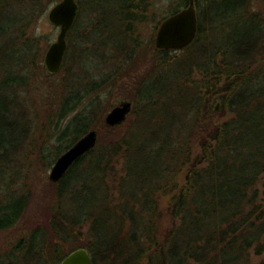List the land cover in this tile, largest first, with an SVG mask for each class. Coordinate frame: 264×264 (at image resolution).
<instances>
[{"label":"trees","instance_id":"trees-1","mask_svg":"<svg viewBox=\"0 0 264 264\" xmlns=\"http://www.w3.org/2000/svg\"><path fill=\"white\" fill-rule=\"evenodd\" d=\"M251 1L194 0V41L180 50H156L154 63L132 83L131 115L108 126L102 115L111 82L123 76L72 67L71 36L78 32L82 43L91 40L80 29L84 11L77 0L79 14L60 69L64 84L51 119L54 137L39 146L41 162L52 165L90 129L104 128L107 137L51 181L58 198L75 205L73 212L55 210L47 225L24 232L0 255V264H58L78 247L88 250L92 264L97 258L117 264L121 241L129 264H264V21L247 11ZM120 2L128 34L151 0ZM188 3L175 0L155 28ZM47 5L0 0V39L17 40L8 53L19 56L35 47L37 39L25 38L26 31ZM238 9L254 23L217 45L218 21ZM97 37H104L102 30ZM86 48L80 44L89 55ZM89 57L97 66L109 60ZM29 71L3 69L0 76V230L18 223L28 201L17 192L22 166L11 164L10 153L26 132L15 117L14 96ZM69 243L74 245L66 249Z\"/></svg>","mask_w":264,"mask_h":264},{"label":"rangeland","instance_id":"rangeland-1","mask_svg":"<svg viewBox=\"0 0 264 264\" xmlns=\"http://www.w3.org/2000/svg\"><path fill=\"white\" fill-rule=\"evenodd\" d=\"M57 1L44 0L45 4H48L47 8L40 15H36L28 25L25 38L35 37L37 39L35 47L27 46L28 48L22 50L19 56H14L8 51L17 40L0 39V76L3 69L9 70L13 74L23 72L26 75V71L30 70L26 82H18L20 85L23 84L15 89L16 95L14 96L17 102L16 105L14 104V108L18 112L15 117L25 122L26 132L21 140L18 136V139L12 141L14 143L19 140V144L10 153L11 164L22 166V173L17 179V192L26 194L28 201L18 223L10 228L0 230V255L5 251L12 250L16 239L24 232H29L36 225H47L49 217L55 210L70 214L75 208L71 201L58 198L55 192L56 185L52 184L49 179L52 165L47 167L45 161L41 162L42 153L39 150L42 143H47L54 137L55 128L52 126L51 119L57 111L61 88L64 84V73L61 70L50 74L43 64L44 53L48 45L55 40L59 30L47 18L48 9ZM78 1L84 11L83 17L80 19V29L92 41L87 40L82 43L81 39H78L77 31V37L71 36L73 47L70 49V63L72 67L81 71L87 70V72H98L102 68V71L109 73L111 78L117 77V74L123 76L116 80V84L111 82L112 93L109 95L107 110L102 115L104 122L106 113L113 105L122 100H131L128 95L133 89L132 83H134L135 77L144 75L152 62L154 63L156 59L155 25L175 0H151L149 8L145 12V18H137L133 21L132 31L128 32L129 35L125 33L126 25L121 15L120 0ZM246 9L249 13H256L258 18L264 21V0H252ZM12 13L17 14L15 11ZM253 23L254 20L244 9L227 12L225 18L218 21V26H221L222 29L214 34L217 45L224 46L227 39L233 37L235 29L245 27L248 29ZM100 30L104 35L102 39L97 37V32ZM80 44L87 47L86 50L89 49L90 54L96 55V57L100 55L109 58L108 62H104L103 65L100 61L97 66L96 63L91 62L90 54L81 51ZM122 46L125 47L123 50L125 54L120 52ZM132 109L127 118L131 115ZM16 118L13 120L18 122ZM127 118L122 123H125ZM107 131L104 128L97 131L101 141L106 139ZM9 137L14 139L16 136ZM22 174L25 175L24 178H22ZM167 198L166 196L162 198L161 206L165 207ZM164 221L167 222V219ZM73 243L66 244V249L73 246ZM121 244L123 251L120 253L117 264H129L125 261L127 259L124 253L125 241H121ZM97 260L98 264H106L103 259L97 258Z\"/></svg>","mask_w":264,"mask_h":264},{"label":"water","instance_id":"water-1","mask_svg":"<svg viewBox=\"0 0 264 264\" xmlns=\"http://www.w3.org/2000/svg\"><path fill=\"white\" fill-rule=\"evenodd\" d=\"M79 14L77 0H58L47 11L48 20L59 28L43 56V64L48 73L53 74L60 70L67 50V33L73 26ZM198 30L197 13L194 0H189L187 6L165 17L157 26L154 47L156 50H180L191 44ZM131 100H122L113 105L104 117L108 126H116L125 121L132 109ZM219 103L216 104V110ZM98 140L96 129H90L79 137L71 146L62 152L52 164L49 179L57 182L68 169L86 152L95 147ZM58 264H92L91 256L84 247L70 251Z\"/></svg>","mask_w":264,"mask_h":264}]
</instances>
